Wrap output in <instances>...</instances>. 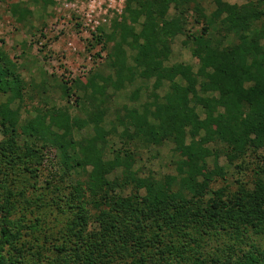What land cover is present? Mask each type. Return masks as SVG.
Here are the masks:
<instances>
[{
  "label": "trees",
  "instance_id": "obj_1",
  "mask_svg": "<svg viewBox=\"0 0 264 264\" xmlns=\"http://www.w3.org/2000/svg\"><path fill=\"white\" fill-rule=\"evenodd\" d=\"M214 6L208 14L204 0H126L110 28L92 33L105 62L85 83L76 80L83 91L74 104L59 107L39 87L43 105L24 122L34 90L0 49V264H264L251 236H264V0ZM10 12L22 24L33 14L19 4ZM178 36L197 69L170 64ZM139 82L132 104L112 106L116 93ZM54 87L63 99L73 95L65 82ZM165 143L179 157L176 174L141 177L135 149ZM218 151L230 161L253 153L259 172L237 180L235 191L213 189L223 174L209 167ZM41 175L42 186L33 182ZM19 180L30 186L19 193L28 207L39 202L42 216L56 212V234L39 232L37 219L26 239V215L12 219L11 186ZM219 236L227 241L208 252Z\"/></svg>",
  "mask_w": 264,
  "mask_h": 264
},
{
  "label": "rangeland",
  "instance_id": "obj_2",
  "mask_svg": "<svg viewBox=\"0 0 264 264\" xmlns=\"http://www.w3.org/2000/svg\"><path fill=\"white\" fill-rule=\"evenodd\" d=\"M230 4L245 5L248 0H226ZM14 4H19L23 7H28L32 11V16L22 24L11 14L10 9ZM204 7L208 14L215 9L214 0H204ZM171 13H174L172 10ZM121 14L113 13V18L107 23L100 19V23L107 29L112 26V21ZM95 20L91 23L85 21L80 15L76 14L71 8L64 6L62 0H55V4L44 6L41 2L35 0H0V49L5 52L9 58L17 63L18 72L24 79L27 88L34 90L32 92L33 102L26 101L22 109V122L27 121L30 117L36 115L34 107L40 106L42 90L39 87H44L48 96H52L59 107H68L70 102L74 104L79 95L82 94L83 89L76 86L77 81L85 83L91 72H95L103 68L106 54L102 51V46L98 45L94 40L92 33L96 31L92 29ZM195 30L200 29L199 26H190ZM185 37L178 36L172 44L173 57L170 64L185 63L192 65L195 69L198 68V60L192 56L191 50L183 42ZM57 82H65L72 88V96L68 99L61 98V92H56L54 89ZM153 82V81H152ZM152 82L147 83L151 88ZM142 85L139 82L133 87H128L126 91L116 93L114 95L112 106L114 108H122L124 105H130L129 95L137 87ZM38 89L39 92H36ZM167 89V88H166ZM165 89V90H166ZM114 94V90H110ZM162 92V94H164ZM142 98H146V92L141 93ZM143 100V99H142ZM73 115H78L77 110L71 108ZM85 118L86 114H81ZM91 132L89 128L78 132V135L85 136ZM3 136L0 135V140ZM117 146H121L120 140L115 138ZM212 147V145H211ZM174 145L172 143H165L160 147L155 146H139L138 150L135 149V170H138L141 177L153 175L157 178H163L169 175L176 174V162L178 155L174 152ZM218 156L209 159V167L212 171L216 167L222 168L223 174L215 176L216 180L212 183V188L217 190L221 187L228 186L230 190L237 189V180L252 181L256 172L258 162L255 155L252 153L245 157V160L230 161L228 156L222 151H218ZM264 155V149L260 151ZM55 160L54 154L49 156ZM244 160V161H243ZM50 161L48 166L50 165ZM243 166V169L240 166ZM120 173V172H119ZM44 174H48L46 170ZM44 175H41L39 180L33 179L39 185L45 184ZM10 178V177H9ZM7 178L10 183L14 179ZM12 178H17L13 175ZM4 177L0 174V202L3 203L6 197L4 186ZM17 184L12 185L14 197L12 203L15 206L12 219L17 220L24 214L27 219H24L25 227L22 229L23 234L28 231L27 225L35 223L39 219L41 233L46 232L51 234L59 230L60 224L57 220L56 212L52 216H42V207L39 202L28 207L25 204L23 197L19 195L22 189L30 187L28 184L23 185L20 180ZM68 185V184H67ZM64 187H66L63 184ZM134 189L129 187L125 190V194H130ZM32 193H28L30 196ZM124 194V195H125ZM1 206V205H0ZM26 208V209H25ZM41 212V214H40ZM46 215V213H44ZM2 210L0 207V219ZM62 221V220H61ZM26 239L30 235L25 234ZM253 240L264 248V236L255 235L251 233ZM41 237V236H40ZM44 237L42 236V239ZM227 239L221 236L216 239L210 240L207 244L206 250L208 252H215L216 249L224 244Z\"/></svg>",
  "mask_w": 264,
  "mask_h": 264
},
{
  "label": "built area",
  "instance_id": "obj_3",
  "mask_svg": "<svg viewBox=\"0 0 264 264\" xmlns=\"http://www.w3.org/2000/svg\"><path fill=\"white\" fill-rule=\"evenodd\" d=\"M64 6L71 8L76 14L80 15L85 21L95 24L92 29L95 30L103 22L111 21L113 13L121 14L124 10L126 0H62Z\"/></svg>",
  "mask_w": 264,
  "mask_h": 264
}]
</instances>
